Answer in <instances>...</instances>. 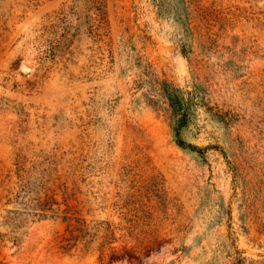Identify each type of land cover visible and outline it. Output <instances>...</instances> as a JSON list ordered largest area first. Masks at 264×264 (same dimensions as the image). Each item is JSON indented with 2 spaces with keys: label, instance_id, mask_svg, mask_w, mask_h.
<instances>
[{
  "label": "rangeland",
  "instance_id": "rangeland-1",
  "mask_svg": "<svg viewBox=\"0 0 264 264\" xmlns=\"http://www.w3.org/2000/svg\"><path fill=\"white\" fill-rule=\"evenodd\" d=\"M0 264H264V0H0Z\"/></svg>",
  "mask_w": 264,
  "mask_h": 264
},
{
  "label": "trees",
  "instance_id": "trees-1",
  "mask_svg": "<svg viewBox=\"0 0 264 264\" xmlns=\"http://www.w3.org/2000/svg\"><path fill=\"white\" fill-rule=\"evenodd\" d=\"M164 87L167 98L169 100V105L174 112V116L176 117L175 133L178 139V144L182 147H188L194 151H201L200 148L186 144L180 137V129L185 126L187 122L190 102L183 98L177 88H174L169 84H165Z\"/></svg>",
  "mask_w": 264,
  "mask_h": 264
}]
</instances>
